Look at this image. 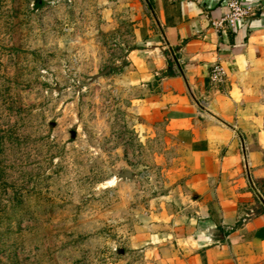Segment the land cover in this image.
Here are the masks:
<instances>
[{"label": "rangeland", "instance_id": "1", "mask_svg": "<svg viewBox=\"0 0 264 264\" xmlns=\"http://www.w3.org/2000/svg\"><path fill=\"white\" fill-rule=\"evenodd\" d=\"M128 4L0 0V264H149L172 143L125 80Z\"/></svg>", "mask_w": 264, "mask_h": 264}, {"label": "crops", "instance_id": "2", "mask_svg": "<svg viewBox=\"0 0 264 264\" xmlns=\"http://www.w3.org/2000/svg\"><path fill=\"white\" fill-rule=\"evenodd\" d=\"M226 1L128 4L125 80L172 143L170 192L135 239L149 264H264V0H242L256 13L237 29L218 26Z\"/></svg>", "mask_w": 264, "mask_h": 264}, {"label": "built area", "instance_id": "3", "mask_svg": "<svg viewBox=\"0 0 264 264\" xmlns=\"http://www.w3.org/2000/svg\"><path fill=\"white\" fill-rule=\"evenodd\" d=\"M225 6L229 13L218 23V26L237 29L244 20L251 18L256 13V8L242 0H227ZM225 71L220 65H216L211 71V77L214 82L221 83L225 79Z\"/></svg>", "mask_w": 264, "mask_h": 264}, {"label": "water", "instance_id": "4", "mask_svg": "<svg viewBox=\"0 0 264 264\" xmlns=\"http://www.w3.org/2000/svg\"><path fill=\"white\" fill-rule=\"evenodd\" d=\"M110 69H107V71H109ZM106 72H104V74H105ZM263 203H264V201H263Z\"/></svg>", "mask_w": 264, "mask_h": 264}]
</instances>
